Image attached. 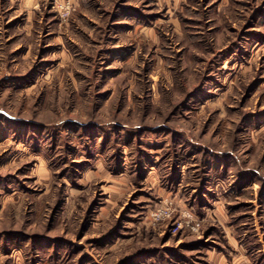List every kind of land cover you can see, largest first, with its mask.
<instances>
[{
	"label": "rangeland",
	"instance_id": "1",
	"mask_svg": "<svg viewBox=\"0 0 264 264\" xmlns=\"http://www.w3.org/2000/svg\"><path fill=\"white\" fill-rule=\"evenodd\" d=\"M210 252L264 264V0H0V264Z\"/></svg>",
	"mask_w": 264,
	"mask_h": 264
},
{
	"label": "crops",
	"instance_id": "2",
	"mask_svg": "<svg viewBox=\"0 0 264 264\" xmlns=\"http://www.w3.org/2000/svg\"><path fill=\"white\" fill-rule=\"evenodd\" d=\"M208 259L214 264H228V261L226 260V258L220 253L210 252V255H208Z\"/></svg>",
	"mask_w": 264,
	"mask_h": 264
},
{
	"label": "built area",
	"instance_id": "3",
	"mask_svg": "<svg viewBox=\"0 0 264 264\" xmlns=\"http://www.w3.org/2000/svg\"><path fill=\"white\" fill-rule=\"evenodd\" d=\"M155 215L159 218L160 216L161 217H167V216H169L170 215V211L168 210V208L167 209H160L158 212H156L155 213ZM160 217V218H161Z\"/></svg>",
	"mask_w": 264,
	"mask_h": 264
}]
</instances>
